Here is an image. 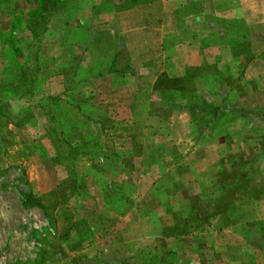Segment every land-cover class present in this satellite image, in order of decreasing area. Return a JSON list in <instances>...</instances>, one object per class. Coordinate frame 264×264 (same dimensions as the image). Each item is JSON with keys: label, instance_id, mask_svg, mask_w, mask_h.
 Listing matches in <instances>:
<instances>
[{"label": "rangeland", "instance_id": "1", "mask_svg": "<svg viewBox=\"0 0 264 264\" xmlns=\"http://www.w3.org/2000/svg\"><path fill=\"white\" fill-rule=\"evenodd\" d=\"M125 3L0 0V264H106L111 243L99 241V233L105 218L113 225L121 212L108 205L117 199L112 184L124 181L114 157L135 156L129 163L135 171L142 163L140 153L149 147L145 142L174 153L169 143L154 141L161 135L152 138L148 130H138L128 113L115 107L110 77H98L96 71L106 70L110 60L91 50L98 38V15ZM211 20L219 25L216 38L236 37L232 56L226 51L230 66L218 76L210 67L189 72L202 74L193 83L183 82L188 96L197 91L194 100L184 94L160 100H175L181 108L197 103L196 112L173 117L171 138L176 142L188 133L187 122L198 134L203 130L210 136L215 119V136L225 138L228 122L235 121L233 134L250 148L239 153L235 178L221 184L233 182L235 193L246 185L258 190L264 182L242 178L256 174L255 160L264 151V26L252 28L249 36L237 32L243 27L237 22ZM70 29L80 33L81 43H62V34ZM211 92L219 94L217 104L223 107L217 118ZM179 175L178 187L192 181L184 170ZM186 197H173V203ZM146 198L148 207L156 208L158 202Z\"/></svg>", "mask_w": 264, "mask_h": 264}, {"label": "crops", "instance_id": "2", "mask_svg": "<svg viewBox=\"0 0 264 264\" xmlns=\"http://www.w3.org/2000/svg\"><path fill=\"white\" fill-rule=\"evenodd\" d=\"M125 4L98 15V38L91 50L99 51L98 57L107 55L108 65L118 48L123 52L115 67L122 71L102 70L106 73L98 77H110L115 107L128 113L138 130H148L152 138L161 135L163 139L154 141L169 143L174 153L145 142L149 147L140 153L137 160L142 163L135 171L129 168L135 156L114 157L121 163L116 173L124 181L112 184L117 199L108 205L121 212L112 219L113 225L105 218L99 233V241L111 243L106 264H264V187L252 190L246 185L235 193L233 182L221 184L235 178L239 153L250 148L233 134L237 123L231 119L226 126L229 135L219 138L214 134L215 119L210 136L203 130L196 133L187 122L188 133L176 142L171 138L172 119L187 112L164 116L160 103L162 93L176 96L177 83L188 79L193 83L202 75L188 71L209 66L218 76L230 66L236 37L216 38L219 25L211 19L237 22L243 26L237 32L249 35L252 28L264 26V0H126ZM224 29L229 35L230 27L225 24ZM80 36L75 29L64 31L62 43H81ZM218 97L211 92L214 118L223 108ZM182 170L192 181L178 187L175 180ZM252 178L264 182V151L256 174L242 179ZM183 194L187 200L173 203V197ZM147 195L158 202L156 208L148 207ZM193 200L210 216L207 226L187 222ZM89 240L94 241L93 236Z\"/></svg>", "mask_w": 264, "mask_h": 264}, {"label": "trees", "instance_id": "3", "mask_svg": "<svg viewBox=\"0 0 264 264\" xmlns=\"http://www.w3.org/2000/svg\"><path fill=\"white\" fill-rule=\"evenodd\" d=\"M117 40H116V42H117ZM118 47H119V45H118ZM122 54H123V52L121 51L120 48H118L116 50L113 58L111 59L110 64L108 65V68L106 69V72L111 73V72L115 71V69H116L115 67L117 66L116 60H119L118 59L119 55H121L123 57ZM113 68H115V69H113ZM116 70H118L119 72L122 71L121 68L116 69ZM104 72L105 71H99V72H97V74L100 73V75H102ZM188 72H191V71H188ZM214 75H215V73H214ZM212 76L213 75L211 74L209 78H212ZM206 77L208 78V76H206ZM210 82H211V80H210ZM176 86L179 89V94H177L176 96H171V95L165 94V92H164V93H162V95H163L162 97H166L167 99H170V98H177L178 96H181V94H184L185 96H188L187 94L184 93L185 90H184V87H183V82L177 83ZM230 89H231V85L228 88V84H227V90H230ZM193 92L197 93V91H190L188 98L190 97L191 100H194V98L196 97V94H194ZM198 92H199L198 94L202 96V92H200V91H198ZM162 97H160V98H162ZM174 101L173 102H169V100L168 101L167 100L162 101V99L160 100V103H162L164 105V108H163V112H164L163 115L164 116H166L167 114H169L171 112H179L181 110H185L186 112L192 110V111L196 112L197 103L194 104V103H192L190 101L189 103H187L188 105L185 104L186 106H184V108H185L184 109V108H181V105H179V104L177 105V103L174 102ZM168 104H171L172 108H169ZM174 104L176 105L175 109L173 108ZM182 105H184V104H182ZM218 116H220V115L218 114ZM213 117H216V113H213ZM196 133H197V131H196ZM258 159H259V157L257 156V160H255L257 163H258ZM189 206H190V208H189L188 211H189L190 214L188 216L187 222H189V224L191 226H194V225L198 226V227L207 226V224L209 223V220H210V216L202 208H200L198 203L196 205V201H194V200L193 201H189Z\"/></svg>", "mask_w": 264, "mask_h": 264}]
</instances>
